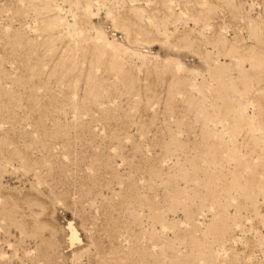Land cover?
I'll return each mask as SVG.
<instances>
[{
  "label": "rangeland",
  "instance_id": "374dc122",
  "mask_svg": "<svg viewBox=\"0 0 264 264\" xmlns=\"http://www.w3.org/2000/svg\"><path fill=\"white\" fill-rule=\"evenodd\" d=\"M0 264H264V0H0Z\"/></svg>",
  "mask_w": 264,
  "mask_h": 264
}]
</instances>
